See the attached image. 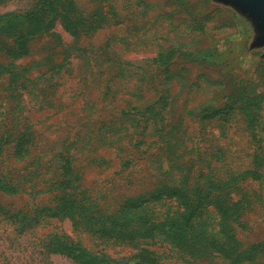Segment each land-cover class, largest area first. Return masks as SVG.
<instances>
[{
  "label": "rangeland",
  "instance_id": "rangeland-1",
  "mask_svg": "<svg viewBox=\"0 0 264 264\" xmlns=\"http://www.w3.org/2000/svg\"><path fill=\"white\" fill-rule=\"evenodd\" d=\"M43 1L0 0V16ZM53 1L44 32L0 31V176L20 188L0 192V264H84L50 241L135 261L182 209L173 190L240 200L238 243L192 256L159 237L161 261L264 250L262 15L232 0Z\"/></svg>",
  "mask_w": 264,
  "mask_h": 264
},
{
  "label": "trees",
  "instance_id": "trees-1",
  "mask_svg": "<svg viewBox=\"0 0 264 264\" xmlns=\"http://www.w3.org/2000/svg\"><path fill=\"white\" fill-rule=\"evenodd\" d=\"M53 3V0H44L39 9L31 10L24 15L9 13L0 16V31L3 33L20 35L19 37L22 40L27 38L30 39L34 35L44 32L53 21L51 14L56 12ZM25 46L26 45L22 43L19 47L24 49ZM1 139H3V137H1ZM5 148V144L0 145V154ZM26 151L27 150H25V152ZM13 183L14 181L10 176L6 174L0 176V192L7 195L19 194L20 188L13 185ZM193 192L192 195H185L182 191L173 190L165 195L166 197L177 196L175 199L181 201L182 209L179 211L177 207L173 210L174 215H170V218L166 219L163 224L160 225L161 227L157 229V235H152L153 237L156 236L154 239L149 241L141 240L142 243L139 245L140 252L135 255V261L129 258L118 259L103 254H91L89 253L90 250L80 242H74V244L70 246L67 243L61 244L55 249L52 241H50L46 248L49 251L64 250V252L66 251L69 254L78 250L76 256L84 264H97L99 262L109 264H167L161 261L158 252L153 247L160 241L159 237H163L165 241L169 242L171 245L188 252L192 256H198L202 251L209 250L210 252L208 255L218 253L219 256L226 257L227 255L224 253V243L228 242V244H230L233 243L234 240L235 244L238 243L236 241L237 227L235 222L242 214L243 203H241L240 200L229 199V201H226L209 197L210 194L205 195L206 191L204 192V190L201 189ZM204 200H208L214 205L212 212H214L217 218L214 225L213 223H210V226L207 222H199L200 217L207 209V205H203L202 203ZM68 210L69 209L66 208L65 211L69 213ZM10 216L12 217V215ZM195 218H198L196 222ZM200 228L203 229L201 232L198 231ZM161 234H163V236H161ZM186 234L193 236V239L189 241V238H186ZM222 239H224L225 242ZM135 244H138V242H135ZM245 254L244 251H240L235 255H231L229 258L232 264L236 262L237 264H264V250H260L254 257L249 255L248 257L247 255L244 257Z\"/></svg>",
  "mask_w": 264,
  "mask_h": 264
},
{
  "label": "water",
  "instance_id": "water-1",
  "mask_svg": "<svg viewBox=\"0 0 264 264\" xmlns=\"http://www.w3.org/2000/svg\"><path fill=\"white\" fill-rule=\"evenodd\" d=\"M240 3L243 7L253 10L264 18V0H232ZM264 39V33H263Z\"/></svg>",
  "mask_w": 264,
  "mask_h": 264
}]
</instances>
